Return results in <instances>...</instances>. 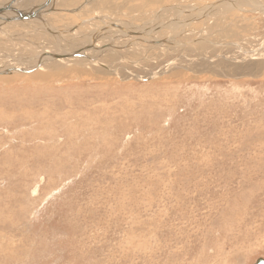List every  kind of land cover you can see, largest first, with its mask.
Returning <instances> with one entry per match:
<instances>
[{"label": "rangeland", "instance_id": "rangeland-1", "mask_svg": "<svg viewBox=\"0 0 264 264\" xmlns=\"http://www.w3.org/2000/svg\"><path fill=\"white\" fill-rule=\"evenodd\" d=\"M93 1L98 16L92 0H55L46 20L65 34L30 35V46L6 38L28 39L26 23H5L0 47L15 43L29 65L44 48L70 49L110 19L154 29L155 11L166 4L217 0ZM241 1L249 12L187 19L170 50L124 45L117 62L99 57L106 67L52 59L45 79L29 69L0 71V264L264 257V70H203L226 57L229 43L264 61L256 50L264 13Z\"/></svg>", "mask_w": 264, "mask_h": 264}, {"label": "bare ground", "instance_id": "bare-ground-1", "mask_svg": "<svg viewBox=\"0 0 264 264\" xmlns=\"http://www.w3.org/2000/svg\"><path fill=\"white\" fill-rule=\"evenodd\" d=\"M9 1L10 0H0V34H2L4 30L2 25L5 23L7 24L8 22H12L14 24L17 22L26 23V25H24L23 27L30 30L25 34L26 38L28 39L21 40L17 38L18 36H6V38H10V40L16 39L15 41L23 42V44L28 46L29 42L32 41V36L33 38H36L38 36H44V40L48 41V38L50 36H63V34H65V31L56 29L46 20V15L48 11L55 9V0H50L47 4H45V1L47 0H13L11 6L7 7V3ZM171 2L174 3L175 1ZM246 2V5L250 7V11L264 13L263 2L259 0H246ZM97 5H99L98 2L92 0L91 7H89V9L96 10V15L98 16L99 11L97 9ZM166 5L167 6L160 7L155 11L156 14L154 13L155 17L152 21L154 23L152 26H155L154 29H152L151 25L147 24L140 26L132 24L130 21L124 23L118 21L116 23L113 19H110L111 21L99 26L96 30H94L91 33V36H87L86 39H78V43L72 46V48L70 49L53 47L54 49L44 50V48L39 53H37L38 55L36 56L34 63L29 65H26L27 63H22V61L25 60L22 59L20 56H16L17 52L13 51V46L15 43H10L5 48L0 47V57L4 59L3 61L5 63L4 65H1L2 62L0 63V71L2 74L5 73L4 75L8 77L6 75L8 73H14L17 72V70L23 71L29 69L33 70L28 72L30 76H36V78L45 79L48 73L45 68V64L52 59L57 60L60 63H63V60L69 59L68 62L72 61L71 63L77 65L78 67L80 66V64L85 66V63L86 67L96 66L94 65V63L97 65H104L99 61V57L101 55H103V57L105 56L108 59H111L112 62H117L116 59L122 57L119 50L123 48L124 45H127L126 47H131L134 45L141 47L140 44L142 41H146L148 43L145 48L147 50H153L156 48L163 50V47L166 50H170L177 47V43L179 40H177L178 37L176 33H178L179 31L180 33L186 32V20L190 19V21H193V17L197 14H201L202 16H209L218 13V15L224 17L226 16V11L231 9H235L238 12H249V8L246 9L243 7V2L241 0H217V2H211L199 8H196L195 6L185 7V5L181 6L178 3L173 4V7H169L170 5L168 4ZM34 10H36L37 12L36 16L24 19H20L18 17L19 11L28 14L29 12H32ZM7 17H10L11 19L6 20L5 18ZM113 24H118V27H111L114 26ZM76 27H79V24ZM164 27H169L171 28V30L163 32ZM68 33L70 32H66V35ZM107 33H110L108 37H104L103 35ZM166 33L169 37H162ZM30 35H32L31 38H29ZM155 35H157V37ZM120 36L127 38L125 44L120 43ZM100 37L107 39L103 45H101L102 42L99 41V39H102ZM31 43L35 44L33 41L30 42V45ZM219 45L221 48V44ZM229 45V47L232 48L231 55L227 56L228 54H230L229 52H231V50L226 48L227 53L225 58L223 56L222 60L220 59L221 61L218 59L219 57L217 58V61H210V66H205L203 70L212 73H223L225 75H236L248 72L258 73L261 72V70H264V61H262V59L260 60L259 58H255L257 55H255L254 57L251 54L249 57V55L246 54L247 49L244 48L241 43H229ZM199 48H201V46L197 47V49ZM256 50L258 55H261V52L264 51V41L259 43ZM218 51L220 52L221 50L218 49ZM251 52L252 51H250V53ZM8 60L11 61V63ZM222 63L223 66L220 65ZM98 69L101 70V68Z\"/></svg>", "mask_w": 264, "mask_h": 264}, {"label": "water", "instance_id": "water-1", "mask_svg": "<svg viewBox=\"0 0 264 264\" xmlns=\"http://www.w3.org/2000/svg\"><path fill=\"white\" fill-rule=\"evenodd\" d=\"M13 0H10L8 3H7V7H10L11 6V3H12ZM50 0H47L45 1V4H47ZM217 2V1H216ZM0 11H1V8H0ZM37 12L36 10L32 11V12H29L28 14L26 13H22L21 11L18 12V17L21 18V19H24V18H29V17H32V16H36ZM18 18V19H19ZM6 20H10L11 18L10 17H7L5 18ZM114 27H118V24H113ZM252 264H264V259L263 258H258L255 262H253Z\"/></svg>", "mask_w": 264, "mask_h": 264}, {"label": "flooded vegetation", "instance_id": "flooded-vegetation-1", "mask_svg": "<svg viewBox=\"0 0 264 264\" xmlns=\"http://www.w3.org/2000/svg\"><path fill=\"white\" fill-rule=\"evenodd\" d=\"M34 190H35V189H34ZM33 193H34V191H33ZM258 258H263V259H264L263 256H259V257H257V258L255 259V261H256ZM255 261H254V262H255Z\"/></svg>", "mask_w": 264, "mask_h": 264}, {"label": "crops", "instance_id": "crops-1", "mask_svg": "<svg viewBox=\"0 0 264 264\" xmlns=\"http://www.w3.org/2000/svg\"><path fill=\"white\" fill-rule=\"evenodd\" d=\"M252 264V263H251Z\"/></svg>", "mask_w": 264, "mask_h": 264}]
</instances>
